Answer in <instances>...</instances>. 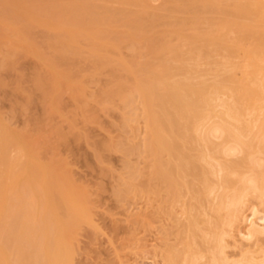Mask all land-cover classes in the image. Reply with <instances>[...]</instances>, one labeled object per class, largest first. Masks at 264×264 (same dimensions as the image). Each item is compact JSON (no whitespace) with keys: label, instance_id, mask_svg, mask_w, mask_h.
I'll return each mask as SVG.
<instances>
[{"label":"bare ground","instance_id":"1","mask_svg":"<svg viewBox=\"0 0 264 264\" xmlns=\"http://www.w3.org/2000/svg\"><path fill=\"white\" fill-rule=\"evenodd\" d=\"M36 1L35 8V0L0 5V51L8 42L16 48L12 41L19 39V48L25 42L19 53L35 54L52 71L46 76L39 67L32 79L45 93L41 99L52 101L51 111L60 102L57 95L48 97L53 83L82 85L73 64L83 56L95 72L111 78L101 95L124 105L138 95L147 129L146 165L136 173L142 177L133 178L151 192L158 205L154 213H168L174 226L167 225L176 227V242L173 237L162 249L164 263L264 264V0H164L159 6L150 0ZM14 47L5 48L3 69L20 60ZM29 91L24 99L33 98ZM24 104L19 107L26 110ZM58 124L55 146L62 139ZM16 131L0 122V264H59V214L71 223L85 209L73 202L77 195L54 162L31 155L41 144L50 149L53 140L36 146L26 140L31 136L23 138L30 132ZM15 148L31 156L22 168L10 157Z\"/></svg>","mask_w":264,"mask_h":264},{"label":"rangeland","instance_id":"2","mask_svg":"<svg viewBox=\"0 0 264 264\" xmlns=\"http://www.w3.org/2000/svg\"><path fill=\"white\" fill-rule=\"evenodd\" d=\"M3 1H0V5L3 6L4 4H6V7L8 6L7 1L9 4L11 0ZM163 1L164 0H150V4L152 6H159ZM35 2V5L33 4L32 6L34 8L36 4L39 3V1L35 0ZM33 9L29 12L33 11ZM0 30L2 31L3 29ZM36 31L39 32H34V36H38V38L37 36L35 38L41 40V37L39 38V36L42 35V30L41 32L38 29ZM15 36L19 37L20 35ZM13 39H15L14 36L11 40ZM18 40L19 39H16L12 42H15L17 44ZM20 40L22 41L23 39ZM22 42L23 43L21 44V51L24 52L25 48H23V46L25 45L23 44L25 42ZM8 43L9 44L6 43V47L7 45L11 48L14 47L13 44H11L10 42ZM16 44V48L14 47V49L15 51H18V54L16 56L17 58H20V60H18V62L20 63L18 64V62H16L15 60L14 65L17 63L15 65L16 67H14V65H12L11 67L17 69H8L6 65L4 66V68L6 67L7 69H3L1 64H3L4 61L2 63L0 62V67L2 68H0V87L2 84L4 85V83L7 86L1 87L3 90H0V122L8 129L10 128V130H12L13 132L16 130L17 133L19 131L23 132L22 136L24 135L25 130V132H30L31 134L26 133L28 135H25L23 138L25 139V137L27 138L28 136H31L32 141H30V139L26 140L35 144L36 146H40L39 143L45 142V139L47 140L48 138H50V141H52L55 136V132L58 131V129L56 131V128H58L57 124L59 123V136L61 135V138L64 139L63 141L62 139L59 140V146L57 144V146L53 144L54 140H56L55 138L51 144L49 143L50 145L53 144V146L56 147V150H53L55 149V147L53 146H51L53 147V149L51 147L49 149L45 145L46 143L48 144V139V141L44 143V146H46V149L48 150L44 151L45 148L42 146L43 144H41V147H37L35 149L36 153H31V155L33 157L37 156L36 158L39 159L42 163L53 161L54 165L59 170V176L65 182L66 186L69 189H72V191L77 195V198L73 199V202L85 209L83 216L80 215L78 216V218L76 217V220L73 218V222L71 223L69 221L70 219L72 221V218L70 216V218H68V215L66 214H59V243L62 245V253L59 257V264H165L163 250L167 249L168 242L171 243V239L173 240V237L174 242H176L175 235L173 234V232L176 230V227H172L171 229L170 225L174 226V223L170 220V218L167 217V210V214H162V216L160 215V217L157 213H154V210L156 211L158 207L154 200V197L148 194H151V192H145L146 188H142L143 184L141 187L137 186V182L140 181V184L142 183L141 179L139 181H136V179L133 178L134 175L136 178L138 176H141L136 173H140L139 170H142V166L146 165L144 164L146 159L144 158L145 156H143L145 154V151L143 149L145 142H143L142 140L145 141V130L147 129L145 124L146 121L141 115L143 114V106L139 102L140 100L138 98V95L136 93V96L134 95L135 98L133 99H136L135 102L134 100H130L132 99L130 98V96H132L134 93L131 94L127 99L128 101L126 102V105H124L125 101H120L118 99L116 100L117 97L107 98L105 96V98L103 93V95H101V90L102 92L106 90L105 86L107 84V88L108 86H111V83H109L111 78L105 76V74H103L105 72H101L102 74H100L99 71L95 72L90 60L88 61L86 57L83 56L81 62H79L80 59H76L77 61H75V63L73 64L74 68L72 67L73 69H75L76 67V69L81 73L80 74L78 72V75L80 74L79 80L81 81L82 85H78L79 87L70 86L68 88L67 86L65 87V85H61V87L59 85V88L57 86L56 88L53 83V87L49 86V89H51V87L53 88V90H50V92L54 91L53 93L51 92V96H48L49 99H52L54 98L52 96L57 95L61 102H59L58 106L59 108H61L60 110L58 107H54L55 110L51 111V108L53 106L51 99V102L48 101V103L50 102L52 106H50V103L47 104V102H45L46 100H43L44 98L41 99L42 95H44L45 93H42L41 95L42 88L40 89L41 92L36 90L39 88H35L34 84L36 85V80L33 81L36 76V71H42L41 68L44 65H42L41 62H38L41 60L39 58L37 60V56L35 54L28 53L27 55L29 56L25 57V54H23L22 52L21 53L23 55L19 53V49H21L19 48L20 44ZM5 48L0 51V61L2 59H6L7 57L5 56ZM128 50L129 49L127 48L123 49V53L125 51V56H130V58H132L133 53H131V55L129 53L131 52V50ZM19 54L20 56L22 55L24 59H21V57H19ZM137 54L141 53H134V55ZM16 56H14V58ZM140 57L141 56L138 55L137 58L136 56H134L133 58H136V61H138V59L142 60L143 54L142 57ZM12 60L14 61L13 58ZM7 62L8 64H13V62ZM19 65L21 67H19ZM206 67L204 66V70L206 69ZM43 68H45V66ZM200 68H202L201 70H203V65ZM45 69L43 70L45 71ZM7 70H10L11 73ZM46 72H48L49 75L50 73H52V71L50 72V70L48 71L47 69L45 73ZM5 73L8 74L6 75ZM17 74L23 76V78H21V81H25V83H22L21 81L19 82V77ZM208 74H206L207 76L205 75L204 77L207 78ZM8 75L9 77H7ZM49 75L47 74L46 76ZM51 77L53 76L51 75ZM210 77L211 76H209L208 78ZM1 79L5 81H3L2 83ZM30 80H32V82ZM17 81L18 84H24L23 86L25 87V90H23V86L20 85V87L17 84ZM32 84L33 86H31ZM73 87L76 88L74 89ZM33 88L35 89L33 90ZM29 90L32 91L30 92ZM43 90L45 91V89ZM28 91L29 93H32L28 94L33 96L34 99L30 96H27L26 98H32L30 99L31 101L29 99H24L25 97L23 94H27ZM56 92H58L59 94ZM46 93L48 95V92ZM100 95L103 98H101ZM40 99L43 100L44 103ZM25 100H27V103L25 102ZM28 102L31 103L29 104ZM20 103L21 105H23L24 103L28 104V106L24 104L25 108L27 106L26 110L19 107L21 106ZM42 103L46 104L47 106L43 105ZM136 103L137 106L135 105ZM130 105L132 108H129ZM46 107L48 110L46 109ZM48 107L50 108V110ZM20 109L23 111V113L20 111ZM128 109L129 114H127ZM48 111H51L49 112L50 115L52 113L51 118L50 116H48L49 114H47ZM54 111L57 114L53 113ZM131 111H133V113ZM139 115L142 117H140ZM124 117H126L127 119ZM126 121H128V123ZM130 123L131 125H129ZM51 126H53L55 129ZM34 132L36 135L33 134ZM40 148L41 151L43 150L41 154L40 150H38ZM10 151L11 152H9V154L12 153L10 154V157L15 156V158L20 161L21 165L19 167L21 168L22 166L27 164L28 158H31V156H29L28 158H24L23 152L16 148L13 150V152L12 150ZM141 152L142 154H140ZM139 155H141L142 157ZM21 168L17 170L19 171L21 170ZM132 178L135 179L134 182L132 181ZM155 205H157V207H155ZM155 214H157L158 216H156ZM3 219L4 217L2 216L1 220ZM166 220H168V222ZM171 222L173 224H171ZM167 223L170 225H167ZM165 243L167 244V246L165 245Z\"/></svg>","mask_w":264,"mask_h":264}]
</instances>
